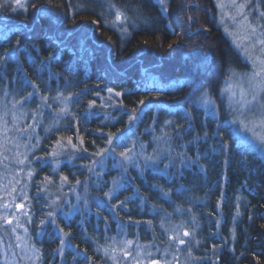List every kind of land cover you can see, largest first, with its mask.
<instances>
[{
	"label": "trees",
	"instance_id": "trees-1",
	"mask_svg": "<svg viewBox=\"0 0 264 264\" xmlns=\"http://www.w3.org/2000/svg\"><path fill=\"white\" fill-rule=\"evenodd\" d=\"M0 4L5 5L0 8V97L39 109L49 131L38 153L45 164L36 163L41 169L31 188L29 223L33 243L45 258L55 264H110L99 249L104 231L111 234L119 224L130 236L163 243L173 240L166 228L174 224L195 237L193 255L204 264H264V159L235 135L221 93L227 67L246 63L216 25L213 0ZM111 5L125 11L129 21L113 26ZM173 39L176 48L170 46ZM197 47L207 56L214 52L217 64L213 55L208 65L198 64ZM192 63L200 67L189 78ZM200 78L209 79L211 87L196 83ZM204 88L214 91L218 116L194 104ZM61 93L69 98L66 103L54 99ZM63 107L66 113L60 112ZM129 113H143L139 123L166 130L176 156L169 171L157 175L150 168L130 167L117 194L93 204L99 216L91 221L85 212L67 220L47 210L54 206L52 198L65 191L61 177L48 170L52 153L70 147L71 138L80 151L59 171L75 181L84 174L73 169L107 146V136L123 128ZM238 192L247 200L236 208L248 204L245 214L252 218L228 229ZM204 201L206 209H200Z\"/></svg>",
	"mask_w": 264,
	"mask_h": 264
},
{
	"label": "rangeland",
	"instance_id": "rangeland-1",
	"mask_svg": "<svg viewBox=\"0 0 264 264\" xmlns=\"http://www.w3.org/2000/svg\"><path fill=\"white\" fill-rule=\"evenodd\" d=\"M4 1L16 5L15 0ZM213 3L217 26L246 63L243 68L231 67L223 82L221 93L230 111L228 122L240 142L257 148L264 156V144L257 139V135H264V127H261L264 120V72L261 71L264 67V43H261L264 41V0H213ZM240 5L244 7L240 8ZM124 28L122 25L121 29ZM257 72L260 75H254ZM6 100L0 97V117H3L0 120V264H42L41 250L33 243L29 223L33 218L31 188L36 172L41 169L39 165L45 164L38 153L49 132L48 126L40 118L39 109H32L23 101L14 104V100ZM199 102L209 113L219 115L209 97H201ZM158 128L153 127L151 129L156 130L149 129L141 136L126 130L121 139L115 141L116 137L112 138L111 144L97 151L104 150L101 155L97 156V152L93 155L95 163L90 159L79 168L74 167L73 171L82 170L84 174L75 181L63 180L59 169L65 161L71 164L80 150L64 147V151H57L55 157L51 155L48 170L61 177V190L65 188V191L52 198V209H46L62 214L68 220L91 209L93 204L112 199L123 186L130 167L138 171L150 168L168 172L176 156L165 129L157 131ZM121 152L130 159L126 160ZM21 160L23 163L19 162ZM38 162L41 163L36 167ZM116 227L111 234L104 231L99 247L110 264H150L152 260L161 264L165 261L168 264H199V258L183 255L195 245L183 235L187 230L182 225L167 227L166 237L177 238L163 243L145 242L139 236H130L119 224ZM179 239L186 243L180 244ZM128 241L132 243L128 244Z\"/></svg>",
	"mask_w": 264,
	"mask_h": 264
},
{
	"label": "bare ground",
	"instance_id": "bare-ground-1",
	"mask_svg": "<svg viewBox=\"0 0 264 264\" xmlns=\"http://www.w3.org/2000/svg\"><path fill=\"white\" fill-rule=\"evenodd\" d=\"M216 25H217V22H216ZM207 31H208V29H207ZM176 42H177V39H173V40H171V42H170V46L172 47V48H176ZM228 49V48H227ZM193 51H194V53H196L197 54V59H199V61H198V64H201L202 63V65H205V62H206V64L208 65L209 64V62L210 61H212V55H213V57H214V62L216 63L217 62V57H216V55H215V53L213 52L212 53V55H205L204 54V51L201 49V48H194L193 49ZM226 51V50H225ZM198 64H195V63H192L191 65H190V71L188 72L187 71V74H188V76H189V78H191V76L193 75L192 74V71L194 70V69H196V68H198V67H200V65H198ZM217 64V63H216ZM232 67H234V66H232ZM230 68H231V66H228L227 67V69L228 70H230ZM235 68H239V67H235ZM243 68V67H242ZM200 69V68H199ZM198 69V70H199ZM201 76H204L203 74L201 75ZM197 77V76H196ZM186 79V78H185ZM211 79V78H210ZM200 81V82H199ZM196 83H200V85H202L203 83H205L204 84V86L203 87H211V82H210V80L209 79H206L204 82H201V78L200 79H198V81L196 82ZM194 88V87H193ZM196 89V88H195ZM195 89H192V90H195ZM197 97L196 98H194L195 100H194V104H196L197 106H200V107H202V108H204L205 110H206V112H209L208 110H207V107L205 106V105H203V104H201L200 102H199V99L201 98V97H209L210 98V100L211 101H213L214 103H215V95H214V91L213 90H211V89H209V88H204V90H202V91H200L197 95H196ZM223 96V95H222ZM224 97V96H223ZM225 98V97H224ZM226 99V98H225ZM226 101V104H227V100H225ZM228 107V106H227ZM174 109H182V107H180V106H174ZM227 112L230 114V111H229V109L227 108ZM146 113V110L144 111V114ZM183 114H187L188 113V110H186V109H184L183 110V112H182ZM142 115H143V113H141V114H139V115H133V114H127L126 115V123H124L123 124V128L121 129V130H119L117 133L115 132V135H113L112 136V138H114V137H116V140L115 141H117V140H119V139H121V136H123V135H125L124 133H122V132H124V131H126V130H129V131H131L133 134H136V136H141V135H144L145 133H147L148 132V130L149 129H151V128H153L154 126H152V125H145V124H141V123H139L140 121H141V119H142ZM215 115V114H214ZM178 118V117H177ZM174 119V118H173ZM144 122H149L148 120H143ZM159 122V121H158ZM167 124H169V121L168 122H166V125ZM152 130H156V129H151V131ZM157 131H161V130H159V129H157ZM165 132H166V130H165ZM166 135H168V134H166ZM169 136V135H168ZM107 137H109V136H107ZM251 148L253 149V150H255L258 154H259V156L262 158V159H264V156H263V154L262 153H260V151L259 150H257V148L255 149L254 147H252L251 146ZM90 159H91V161H93V159H94V157L93 156H91V157H89L88 158V161L87 162H83V164L84 163H88L89 161H90ZM152 171L153 172H158L157 173V175H164V174H166L167 172L166 171H163L162 169H160V170H153L152 169ZM185 194L186 195H188V196H190L191 195V191H187V192H185ZM240 200H247V198L245 197V196H243V195H241L240 194V192H238L237 193V195H236V197H235V199H234V201H235V203H234V207L235 208H233V211H232V217H233V220H232V222L231 223H229L228 224V226H227V228L229 229L230 227H232L233 228V226L235 227V226H238V225H240V224H243V223H245V219H246V221H249L251 218H252V216H250L249 214H245V209H250V207L248 206V204H246V203H244V204H240V206H238V208H236V205H238L239 203H240ZM200 209H206V204H205V201H204V203H203V205H201L200 206ZM83 212H85L84 213V215H86V218L88 219V221H91V217L92 216H99L98 215V212H97V210H95L94 208H91V209H89V210H85V211H83ZM82 212H80L79 214H81ZM205 214H209V213H205ZM211 215H214V217H216V213H211ZM244 219V221H242ZM215 220H217L216 221V223L218 224V221H220L221 222V220L219 219H217V218H215ZM222 223V222H221ZM55 226H57L56 225V223L54 222L53 223ZM58 230V229H57ZM59 231V230H58ZM185 232H188V231H185ZM57 238V237H56ZM187 238H188V240L192 243L191 245H197V242L195 241V237L193 236V235H188L187 236ZM258 238H263V237H261V236H259ZM185 244V243H184ZM56 246V245H55ZM40 248V250L42 249L41 247H39ZM188 251L191 253H193L194 254V251L192 250V248H190L189 247V249L183 254L185 257L187 256V255H189V256H193V258H195V256L193 255V254H190V253H188ZM101 252V251H100ZM46 257V254H44V252L41 250V262H42V264H44V263H49V264H55V262L56 263H58L57 261H55L53 258H45ZM87 260V263H89V261H88V259H86ZM204 259H200L199 260V264L201 263V264H204ZM77 262L76 261H73V264H76Z\"/></svg>",
	"mask_w": 264,
	"mask_h": 264
},
{
	"label": "snow or ice",
	"instance_id": "snow-or-ice-1",
	"mask_svg": "<svg viewBox=\"0 0 264 264\" xmlns=\"http://www.w3.org/2000/svg\"><path fill=\"white\" fill-rule=\"evenodd\" d=\"M15 3H16V5H18L20 8H25L26 5H27V3H28V0H15ZM160 3L163 5V4L165 3V0H160ZM4 6H5L4 4H0V8H3ZM110 7L113 8V9H115V22L113 23V26H115V23H116V22H119L120 24H125V23H127V22L129 21L130 18H129V16L126 14L125 11H122L121 9L116 8L115 5H111ZM239 7H240V8H243L244 5H240ZM13 11H15V9H13ZM262 15H264V13H262ZM145 22L147 23V18H145ZM253 31H254V29H253ZM123 32L126 33V32H127V28H124V29H123ZM261 43H264V41H261ZM262 63H264V62H262ZM261 71L264 72V67L261 68ZM254 75H260V73L257 72V73H254ZM109 91H111V89H110ZM31 95H32V94L29 93V96H31ZM116 95H120V93H116ZM42 99H43V101H44L45 103H47V99H48L47 97H43ZM54 99L61 100L62 102L66 103V101H67L69 98H68V97H63V94L61 93V94H59L57 97H55ZM253 99H255V96L253 97ZM141 103H144V102L141 101ZM60 112H61V113H66V112H67V108H66V107L61 108V109H60ZM2 119H3V117H0V120H2ZM16 119H17V117L14 115V116H13V120L15 121ZM6 123H7V122L5 121V124H6ZM29 127H31V126H29ZM261 127H264V120H262V122H261ZM21 131H26V129H21ZM113 135H115V134H114V133H113V134H110L109 137H108V141H107V142H108L109 144L112 143V136H113ZM257 139L261 142V144H264V135H257ZM81 142H82V141H81ZM58 144H59V142H58ZM68 144L71 145V147H72L73 150L76 149V145H73V144H72V141H71V138H70V137L68 138ZM103 151H104V150H101V152H97L96 155H97V156L101 155ZM56 155H58V153H56V152H53V153H52V156H53V157H55ZM120 155L123 156L126 160H127V159H130V157H128V156H127L125 153H123V152H121ZM149 159H151V158H149ZM19 162H20V163H23V160H21V161H19ZM93 163H95V161H93ZM53 171H55V169H53ZM29 175H31V173H29ZM46 179H47V178H46ZM62 179L66 181V180H67V177H62ZM77 183H79V181H77ZM19 207H22V205H19ZM50 215H51V213H50ZM8 222L11 223V221H8ZM183 235H184V236H188V235H190V233H189V232H184ZM176 238H177V237H170V239H176ZM178 242H179L180 244H184V243H186V241H184L183 239H179ZM127 243H128V244H131L132 242H131V241H128ZM127 254H128V253H126V255H127ZM149 255H151V254L149 253ZM150 264H161V262L158 261V260H152V261L150 262ZM164 264H168V262L165 261Z\"/></svg>",
	"mask_w": 264,
	"mask_h": 264
}]
</instances>
